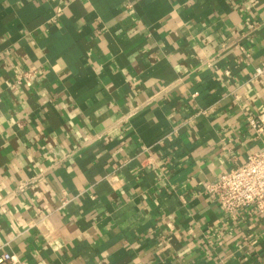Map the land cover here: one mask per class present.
Returning a JSON list of instances; mask_svg holds the SVG:
<instances>
[{
    "label": "crops",
    "instance_id": "0c3cea01",
    "mask_svg": "<svg viewBox=\"0 0 264 264\" xmlns=\"http://www.w3.org/2000/svg\"><path fill=\"white\" fill-rule=\"evenodd\" d=\"M263 60L264 0H0V252L264 264L206 190L264 149Z\"/></svg>",
    "mask_w": 264,
    "mask_h": 264
},
{
    "label": "built area",
    "instance_id": "2783aa9c",
    "mask_svg": "<svg viewBox=\"0 0 264 264\" xmlns=\"http://www.w3.org/2000/svg\"><path fill=\"white\" fill-rule=\"evenodd\" d=\"M262 75L264 60L256 67L253 77ZM249 124L256 132L264 129L261 119L250 117ZM206 190L227 218H236L250 205L258 213L264 212V149L250 154L242 164L221 174ZM0 264L21 263L14 255L0 252Z\"/></svg>",
    "mask_w": 264,
    "mask_h": 264
}]
</instances>
